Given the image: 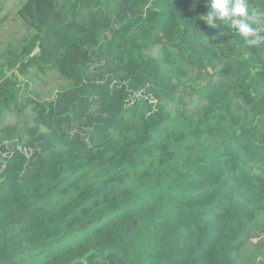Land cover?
Returning a JSON list of instances; mask_svg holds the SVG:
<instances>
[{"label": "trees", "instance_id": "trees-1", "mask_svg": "<svg viewBox=\"0 0 264 264\" xmlns=\"http://www.w3.org/2000/svg\"><path fill=\"white\" fill-rule=\"evenodd\" d=\"M111 1L19 0L16 17L31 33L18 46L24 60L10 67L32 77L55 71L72 90L42 107L43 123L0 129V264H264L245 252L264 235V49L222 21L208 26L206 0H131L139 16L104 41L106 67L133 89L150 84L156 99L135 125L137 147L161 125L172 132L128 157L113 139L125 121V88L110 95L111 79L86 78L91 50L112 27L102 10ZM14 87L0 88V120L11 104L30 105ZM13 139L35 152L26 157L6 144ZM145 167L139 182L105 195ZM84 177L77 200L33 221L45 196ZM255 246L260 253L264 242Z\"/></svg>", "mask_w": 264, "mask_h": 264}, {"label": "rangeland", "instance_id": "rangeland-1", "mask_svg": "<svg viewBox=\"0 0 264 264\" xmlns=\"http://www.w3.org/2000/svg\"><path fill=\"white\" fill-rule=\"evenodd\" d=\"M151 2L152 1H150V3ZM19 6V0H0V88L7 85L10 81L13 82L15 86L14 88L20 90L21 105L30 104L22 111L18 110V105L15 106L14 104H11V110L0 120V129L5 126H12L15 130H17V133L23 132L25 128L29 126L36 125L35 122L37 120L42 121L43 119L40 117L42 107L49 106L50 104L55 106V104L59 102V95L66 94L72 90L71 83L64 80L55 71H50L43 77L42 74L32 77L28 74H21L13 66L10 67L11 64H16L18 67L20 61L24 60V58L20 55V49L18 46L21 44L25 36L31 33L16 17V11ZM148 6L149 5H146L145 8ZM102 10L103 15L109 20L112 27L104 33V38L102 39L100 46L91 50L93 64L89 66L86 78L87 76L91 79L95 77V80L99 85L106 84L108 79H111L108 83L110 95L114 93L118 94L125 88V92L128 95L127 99L124 101V109L126 111L125 121L123 129L121 131H117L113 139L115 143L119 144V146L117 145L118 148H129V157L130 155L139 152V150L150 147L156 148L158 144L169 141L168 139L170 138L172 129H169L168 124L167 127L165 125H161L160 132L150 137V140L146 145L136 146V144H138L137 141L141 137V133L137 127L144 124L141 123L139 118L141 116L145 119L150 117V114L154 112V103L156 102V99H154L152 93L149 92L150 84H146L138 89H133L129 84L131 81L130 78L119 74V72H111L110 68L106 67V63L108 64L111 60V55H109V50H107L104 41H106V39H112L113 31L122 28L124 23L128 20L138 17L139 12H137L136 8L132 7L131 0L128 2L126 0H112L111 2H105ZM100 51L103 53L104 58H102L101 61H97L98 58H95V55L97 56V53ZM101 52L98 53V55H101ZM154 54L158 55V53ZM148 106H152L150 107V111L148 110ZM95 110L96 106L91 109V112H95ZM43 122L44 120L42 123ZM127 123H130L131 128H136V131H126L125 126ZM42 126V128H45V125ZM183 126L184 125L181 122L176 123L175 129L180 131ZM166 128L168 129L165 130ZM74 133L75 131H71L70 134L73 135ZM186 142L187 141H184L183 144ZM6 144H10L15 150H20L26 157H29L33 152H35L34 150L27 151L21 149L17 139L7 141ZM8 155L9 152L7 153V156ZM4 156L6 155L3 154L2 158ZM152 161H154V159ZM1 165L2 160H0V166ZM146 169L147 167L133 173L120 176L119 178L117 177L119 179L117 180L118 182L114 181L105 188V195H115L119 190L123 189L128 184L139 182ZM87 178L88 177L79 179L76 178L75 180L68 181L62 184L60 188H57L54 193L45 196L40 201L38 208L35 210L33 221H35L39 216L59 210L61 206H67L74 200H77L78 195L84 191V188L88 184V181H85ZM14 234L15 233H10L9 236H13ZM259 240L260 242H264V235L258 234L257 238L251 239V242H249L246 246L245 252L248 254H257V262H264V246L260 250V253H257L259 252V249L255 246ZM247 262L250 264V261Z\"/></svg>", "mask_w": 264, "mask_h": 264}, {"label": "clouds", "instance_id": "clouds-1", "mask_svg": "<svg viewBox=\"0 0 264 264\" xmlns=\"http://www.w3.org/2000/svg\"><path fill=\"white\" fill-rule=\"evenodd\" d=\"M208 12L200 17L208 26L217 28L216 21L235 29L248 46L264 49V7L252 0H206Z\"/></svg>", "mask_w": 264, "mask_h": 264}]
</instances>
